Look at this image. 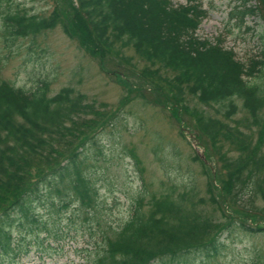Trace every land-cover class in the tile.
<instances>
[{"label": "trees", "instance_id": "trees-1", "mask_svg": "<svg viewBox=\"0 0 264 264\" xmlns=\"http://www.w3.org/2000/svg\"><path fill=\"white\" fill-rule=\"evenodd\" d=\"M197 1L173 6L169 0H63L46 17L16 7L0 10V46L7 55L16 41H33L56 26L100 67L105 54H117L114 44L133 50L152 68L138 77L169 98L163 97L171 103L168 113L197 134L205 160L206 150L215 152L221 175L212 176L216 170L210 169L218 186L207 181V195L217 220L201 214L207 199L199 196L196 181H164L163 193L129 199L128 215L118 227L101 230L94 219L95 230L88 233L93 258L84 264H210L237 234L264 233V60L241 62L222 48V40L198 39L195 31L206 13ZM237 1L241 5L229 17L239 26L246 16L257 17L264 53V0ZM48 86L39 81L23 91L0 81V264H16L32 248L39 256L50 250L49 240L64 237L54 228L64 212L72 210L73 217L64 215L68 222L83 215L81 225L100 209L92 177L101 144L91 132L113 127L118 119L93 111L69 87L49 95ZM191 101L214 116L190 108ZM164 152L174 159L172 148ZM150 153L157 162L158 150ZM127 154L144 185L139 161L131 150ZM193 159L203 166L204 160Z\"/></svg>", "mask_w": 264, "mask_h": 264}, {"label": "rangeland", "instance_id": "rangeland-1", "mask_svg": "<svg viewBox=\"0 0 264 264\" xmlns=\"http://www.w3.org/2000/svg\"><path fill=\"white\" fill-rule=\"evenodd\" d=\"M169 1L173 6L185 5V0ZM197 2L206 13L195 31L198 39H205L210 43L217 39L222 40V47L232 51L235 58L241 62L250 58L264 60L263 45L259 39L262 25L257 17L246 16L243 19L244 26L237 25V21L229 17V13L235 10L239 1ZM246 2L254 4L253 0ZM62 4L63 0H0V10L16 7L29 15L46 17L54 6ZM64 17L66 22L71 19L69 10ZM14 46L17 48L9 55L0 46V81L23 91L31 90L39 81H47L49 95L69 87L82 95L93 111L107 119L114 114L118 119L113 127L110 124L106 127L101 124L98 127L103 125V128L91 132L96 134L98 143L101 144V153L96 157L95 173L92 177L101 202L96 215L85 216L91 219L81 221V225L79 217L82 218L83 215L79 214V217L74 218L75 222L73 219L70 222L64 219L68 212L73 217L72 210L59 215L60 222L56 223L54 228L60 229L64 237L60 238L59 242L49 240L51 248L41 256L32 248L16 264H84L90 261L93 258V238L90 237L92 234L88 233L95 230L94 219L98 218L101 230L118 227L128 215V200L137 197L147 200L151 195L163 193L162 187L168 185L164 181H184L188 177L196 181L199 196L207 199L204 209L200 210L201 214L217 220L219 214L215 212V206L208 201L211 196L207 195V181H212L213 186H218L209 175L210 169L213 173L216 170L212 176L221 175L215 152L206 150L210 160H205L204 151L195 137L197 134L191 127L183 128L168 113L171 109V103L166 99L168 97L160 91L155 93L146 78L141 80V77H138L141 70L152 68L138 59L133 50L114 44L113 49L117 54H105V63L100 67L98 59L87 55L86 50L80 47L76 40L66 37L60 26L45 31L33 41L29 38L18 40ZM115 55L127 60L128 64L122 60L120 62ZM111 57L115 61L111 60ZM112 70L122 71L128 77L119 73L113 74ZM136 93L143 95L149 103L144 104L141 99H134L137 98ZM157 94L161 95L160 98ZM163 97H166L167 104ZM188 106L209 117L214 116L211 110L201 108L194 101L189 102ZM182 120L185 121L186 118L182 117ZM152 148L158 150L157 162L150 153ZM166 148L173 149L174 159L166 156ZM128 150H131L143 169L141 179L144 185L138 182V171L127 154ZM194 156H201L198 158L204 160L203 166L194 161ZM158 162H161L162 166ZM139 186L144 188L143 193L138 191ZM114 200L116 202H113ZM255 203L260 205L258 201ZM210 264H264V233L251 236L237 234L227 242L226 249Z\"/></svg>", "mask_w": 264, "mask_h": 264}, {"label": "water", "instance_id": "water-1", "mask_svg": "<svg viewBox=\"0 0 264 264\" xmlns=\"http://www.w3.org/2000/svg\"><path fill=\"white\" fill-rule=\"evenodd\" d=\"M201 158V156H199Z\"/></svg>", "mask_w": 264, "mask_h": 264}]
</instances>
